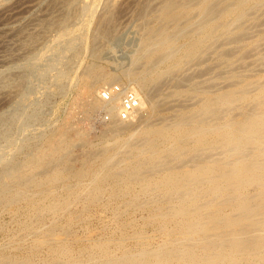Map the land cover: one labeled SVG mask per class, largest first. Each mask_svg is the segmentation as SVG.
Instances as JSON below:
<instances>
[{
	"label": "bare ground",
	"instance_id": "obj_1",
	"mask_svg": "<svg viewBox=\"0 0 264 264\" xmlns=\"http://www.w3.org/2000/svg\"><path fill=\"white\" fill-rule=\"evenodd\" d=\"M63 1L59 13L52 1L23 24L0 22V45L20 40L0 64L30 55L55 27L52 44L24 58V71L46 53L71 66L89 47L80 37L89 29L95 59L97 45L115 31L119 4L129 2L108 0L98 11L100 0ZM131 5L141 38L130 67L120 76L88 63L74 100L83 124L96 109L105 113L110 142H87L72 116L18 160L29 148L18 140L31 116H0V217L8 215L14 229L0 245V264H264V0ZM14 75L0 72L6 102L18 88ZM113 83L139 100L127 121L117 117L119 97L98 96Z\"/></svg>",
	"mask_w": 264,
	"mask_h": 264
},
{
	"label": "rangeland",
	"instance_id": "obj_2",
	"mask_svg": "<svg viewBox=\"0 0 264 264\" xmlns=\"http://www.w3.org/2000/svg\"><path fill=\"white\" fill-rule=\"evenodd\" d=\"M45 1L46 0H23V1L22 0H0V13H1V15H0V18H1L0 20L1 21L0 22H1V24L3 23L2 26H7V25H11V24L12 25L13 24H20V23L23 24L25 19L28 16H30L32 13L36 14V15L42 14L45 11V8L47 7L45 5H49V3L52 4V1L55 2V4L53 3L54 6H55V9H54L55 13H56V8H57V13H59V10L61 9L60 8L61 6H62V9H63V5H64V7H67L66 3L64 4V1L62 2V0L61 1L57 0L58 3L55 0H52L50 2H49V0H47L46 2H49L48 4ZM59 1L62 2V3H60ZM75 1H76L75 4H77V3L79 4L77 6L88 4V3L89 4L92 3V0H82V1L81 0H75ZM107 1L108 0H100V3L97 4V10L100 11L101 8L103 7V5ZM143 1L144 0H129V2H126V4L125 3L124 4H121V3L119 4L120 5L119 6L120 9H118V14L116 15V18H114L115 19V26H116V27L114 26V28H115L114 30L115 31L112 32L113 34L110 33L107 36V39L104 42H102L103 45L99 43V45H97V46H100V47L98 49L96 47L97 50L95 49L96 51L94 53H96V54L98 53L99 54L98 57H100V58L97 57L95 59L94 58L92 59V57H91L92 56V50H91L92 48L91 47H93V46H91L92 42H90L91 41V39H90L91 38V31L89 29L88 31L87 30H85V32L83 31V33L80 35V37H82V38H89L90 39V40L87 39V43H89L87 46H89V47H87L86 49L80 48V51H78V53L76 55V58H74L73 60L69 61V62L73 61L72 64L70 63L71 66L69 64H67L68 62L66 61V57H64V56H61V57L59 56L58 57L56 54L54 56V55H52L50 53H48V54L46 53V56L45 55L43 56L44 57L42 59L43 62L40 61L34 67L36 69H34V68L32 69L31 68L32 71L30 69L28 71H24L26 69L23 70L21 68V65H23L22 63H24V61H26V60H24V58L27 59L28 58L27 56H30L31 54H34V52L36 50H37V52L40 51V49L42 50L43 45H44V47L47 46L48 42H49V45H51L52 44L51 40H53L54 36H56V34L59 32L58 28L55 27L56 29L53 28V29L50 30V32L48 31L49 33L46 32V34L40 36L38 42L35 44L36 46L34 45V47L32 49L28 50V54H30V55H27V53H26L25 54V55H27L26 57H24V55H23V57H19L20 59H16L13 62L12 65H9L7 67H6V65L0 64V72H5V71L8 72L9 71V72H11V75L15 74L13 76L14 83L16 84V87H18V88H14L13 90L10 89V91L8 92L9 101H7V102H11L10 105H9V103L6 102V100H4V97H2L3 100L0 98V116L1 115H7V114H8L7 116L15 115V116H18V118H23L26 115H28V116L30 115L31 116L30 119H28L29 122H26V125H25L26 126L25 127V134H24V137H23L25 139L21 138L22 139V140L20 139L21 141L18 140V144H22V143L23 144H27L28 143L29 148H27L24 151L20 152V154L16 157L18 160H20L23 156H25L24 153H25L26 150H27L26 152H29V150L32 151L31 148H33L34 145H38L41 142V139L46 135L44 133L48 134L50 132L59 131L61 129V128L59 129V127H62L61 126L62 121H66L69 118H71L72 116H75L72 119L73 124L76 125V127L78 125V128L80 129V131H82V132L84 131L85 133H87L88 136L86 134L84 135V132H83L84 138H85V140L87 142H89L90 144H93V146H100V145L104 144L105 142H107V140H108V142H110L112 140L111 135L109 133L107 134V132H108L107 131V125H108L107 123L109 122V119L106 117V115H104L105 113L102 110L96 109L95 111L91 112V114H90V116L88 118V122L83 124L82 122H79L81 114H78L79 113V111H78L79 109L77 108V106H74V100H75V98H79L78 97L79 94L83 93L84 88L82 89V87H83L82 85L86 81V77L83 74L84 73L83 69L85 68V66L88 63H92V62L96 61L95 62L96 65L100 66L101 68H104V70L111 71L112 73H115L117 75H120V72H122L123 70H125V69L130 67V59H131L133 53L135 52V50H137V49H135L136 48L135 46L140 43V38H141V33H140V30H139V26H140L139 24H141V23L138 22L139 21L138 19H137L138 21L135 20L133 14H132V11H131V7H132L131 4L141 3ZM56 3L59 4V6H60V7L58 6L59 8L57 7ZM122 5H124L126 7L125 10L128 9L126 11L128 14L123 11V9L125 7L122 6ZM5 8H6V10L9 8V11L7 10L8 12L7 11L3 12L2 10H5ZM132 10H133V8H132ZM130 14H132V15L129 16ZM119 15H121V16H119ZM4 17L6 19H3ZM9 17L12 20L14 19V22L12 20H10ZM116 19H118V20H116ZM6 20H8V22L10 20V22H9L10 24ZM137 22L139 24H137ZM83 35H84V37H83ZM1 37H3V35ZM8 40L9 41L12 40V41L9 42ZM6 43H8V45L10 47L6 48L5 47ZM101 45H102V47H104V45H105V47L101 48ZM19 46H20L19 38L5 39L4 45H2V44L0 45V57L3 56V55L6 56L7 53L9 52L10 48H13V49L17 50L19 48ZM30 51H31V53H30ZM16 53H18V51H16ZM88 56H90V57H88ZM50 57H51V59H50ZM54 57H56L55 60H54ZM111 59H113V60H111ZM52 63L54 64L53 69L48 71L49 73L48 72L44 73V77L40 76L39 74L43 73V70L46 69L45 68L46 65L52 64ZM24 65H26V64H24ZM120 65H121V67H120ZM118 67H119V69H118ZM15 68H16V70H14ZM17 68H19V69H17ZM11 69H12V71H11ZM59 71H63L62 73L66 74V75L63 74V77L56 78V76L58 75L57 73ZM75 71H76V73H75ZM45 75H46V77H45ZM77 75H78V77H77ZM20 77L23 78V82L21 84L19 83L20 82L19 81ZM49 77H51V78H49ZM69 77H71V78H69ZM17 79H19V80H17ZM24 79H25V81H24ZM36 79L38 80V82H37ZM123 79H125V78H123ZM15 80H17V81H15ZM28 80H29L30 83L28 82ZM68 82H69V84H68ZM124 82L127 83L128 81L124 80ZM18 84H20V85H18ZM114 84H116V83H113L112 85H114ZM108 86H111V85H105L104 87H108ZM19 88H20L21 92L19 91ZM34 88L35 89L37 88V89L35 90ZM101 89H102V87L100 88V90ZM80 90L82 91L81 93H80ZM19 92H20V94H18ZM63 93H65V94H63ZM22 94H23V98L21 97ZM47 94H48V96H47ZM57 95H58V97H57ZM31 98H33V99H31ZM51 98H53V99H51ZM22 99L24 101H21ZM37 100H39V101H37ZM3 101H4V103H3ZM20 101H21L22 104L20 103ZM29 102H31V103H29ZM18 105H19V107H18ZM9 106H12V107L9 108ZM6 108H7V110H6ZM8 108H9V110H8ZM74 108H76V109H74ZM32 110H33V115H32ZM74 110H76L77 112L74 111ZM4 112H5V114H4ZM19 112H21V113H19ZM103 120H105V121H103ZM27 123H29V124H27ZM31 128H33V129H31ZM38 133H39V135H37ZM103 135H105V136H103ZM122 136L126 137V135H123V134H122ZM36 138L37 139L39 138V139L37 140ZM0 142H1L0 146L2 144L4 145V142L2 140H0ZM36 142H37V144H36ZM79 153H80L79 148H75L74 149V154L77 155ZM73 164H75L76 167L78 166L77 162H75V161H74ZM0 167H1V165H0ZM0 221L2 223L3 228L5 227L4 229L0 228V230L2 231V232L0 231V245H1V244L5 243L6 240H7V237H6L5 233L8 232V231H12L14 229L12 228L13 227V223L9 219L8 215H3V217L1 216L0 217ZM91 227H93L92 229H94V226H91Z\"/></svg>",
	"mask_w": 264,
	"mask_h": 264
},
{
	"label": "built area",
	"instance_id": "obj_3",
	"mask_svg": "<svg viewBox=\"0 0 264 264\" xmlns=\"http://www.w3.org/2000/svg\"><path fill=\"white\" fill-rule=\"evenodd\" d=\"M98 96L103 102H110L116 97L120 98L117 117L121 121H127L137 109L139 104V100L134 94V91L130 89L123 90L117 84L102 88L99 91Z\"/></svg>",
	"mask_w": 264,
	"mask_h": 264
}]
</instances>
